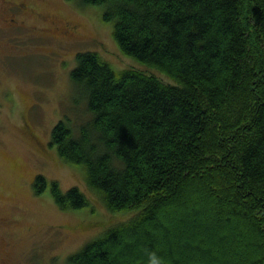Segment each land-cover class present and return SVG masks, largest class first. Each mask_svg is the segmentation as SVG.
<instances>
[{
  "label": "trees",
  "instance_id": "16d2710c",
  "mask_svg": "<svg viewBox=\"0 0 264 264\" xmlns=\"http://www.w3.org/2000/svg\"><path fill=\"white\" fill-rule=\"evenodd\" d=\"M81 4L125 58L176 84L75 54L84 113L58 121L49 145L110 215L138 211L65 264H146L152 248L166 264H264V0ZM33 179L61 211L90 205L79 188Z\"/></svg>",
  "mask_w": 264,
  "mask_h": 264
},
{
  "label": "rangeland",
  "instance_id": "374dc122",
  "mask_svg": "<svg viewBox=\"0 0 264 264\" xmlns=\"http://www.w3.org/2000/svg\"><path fill=\"white\" fill-rule=\"evenodd\" d=\"M22 2L32 11L20 15L26 27L0 31V223L6 224L0 225V238H5L0 261L65 264L70 254L138 211L110 215L86 187L83 170L64 165L55 146L49 145L51 130L58 121L69 120L75 125L84 113L80 91L72 87L69 78L76 64L75 54L95 51L115 71H141L171 85L176 81L125 58L113 42L109 24L101 21L95 7L83 6L81 0ZM47 15H52V23L44 22ZM71 24L77 28L70 35L65 31ZM32 25L36 30L51 28L52 32H32L27 29ZM36 175L56 181L63 192L79 188L90 205L79 211H61L49 189L41 195L33 192ZM91 222L97 225L82 228Z\"/></svg>",
  "mask_w": 264,
  "mask_h": 264
},
{
  "label": "flooded vegetation",
  "instance_id": "af4514ba",
  "mask_svg": "<svg viewBox=\"0 0 264 264\" xmlns=\"http://www.w3.org/2000/svg\"><path fill=\"white\" fill-rule=\"evenodd\" d=\"M27 11L32 12L27 8V4L25 5L22 0H19V2H16V0H0V31L3 33L6 30H13L16 28L21 29L22 26L26 27V24L23 20L20 19V15L26 14ZM23 13V14H22ZM11 16L12 18L9 19L8 17ZM44 22H51L52 23V15H47L44 17ZM77 28L75 25H68V29L65 31L66 33L71 35V32ZM27 29H30L32 32L39 31L40 34H49L52 32V29L49 28H43L40 27L36 30L35 26H28ZM58 34V33H57ZM59 34H64L60 32ZM39 37V36H38ZM36 36V38H38ZM1 227L2 225H6L5 223H0ZM4 236L6 232L2 233ZM5 238H0V254L1 251L4 249L5 245ZM0 264H5L4 260L0 261Z\"/></svg>",
  "mask_w": 264,
  "mask_h": 264
},
{
  "label": "clouds",
  "instance_id": "9594fccd",
  "mask_svg": "<svg viewBox=\"0 0 264 264\" xmlns=\"http://www.w3.org/2000/svg\"><path fill=\"white\" fill-rule=\"evenodd\" d=\"M146 264H166L165 257L158 249H145Z\"/></svg>",
  "mask_w": 264,
  "mask_h": 264
}]
</instances>
